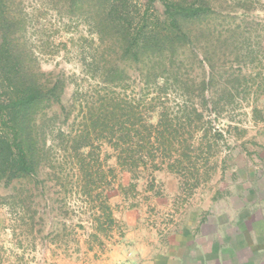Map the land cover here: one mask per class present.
I'll list each match as a JSON object with an SVG mask.
<instances>
[{
	"label": "rangeland",
	"instance_id": "374dc122",
	"mask_svg": "<svg viewBox=\"0 0 264 264\" xmlns=\"http://www.w3.org/2000/svg\"><path fill=\"white\" fill-rule=\"evenodd\" d=\"M145 1L129 0L128 5L133 9ZM153 6L160 14L161 3ZM212 6L207 24L214 41L199 36L186 44L182 53L188 60L184 58L179 70L158 75L159 85L169 79L166 94L151 100L155 93L146 90L143 98L138 96L137 72L115 91L136 112L145 104L168 108L175 131L171 141L188 146L184 164L169 169L159 161L160 169L141 167L133 173L118 164L110 144L94 139L104 173L92 185L91 198L78 191L75 166L64 162L59 138L48 139L46 144L54 146L48 151L50 164L33 177L0 180V264H126L141 240L181 234L190 225L195 233H210L218 227V216L236 219L239 206H264V0H212ZM25 7L26 34L39 50L41 70L64 76L65 103L74 99L75 89L82 93L78 100H90L105 87L102 71L95 67L111 57L108 37L97 35L92 14L83 8L58 15L35 0H26ZM205 57L211 59L212 70ZM204 76L213 78L207 93L211 106L216 105L204 109L202 116L183 118L178 108L200 100L198 84ZM184 84L186 93L179 88ZM79 109L77 104L67 122L60 118L63 126L81 128ZM178 146L163 158H176ZM161 156L159 150L156 157ZM97 196L106 197L114 224L92 238Z\"/></svg>",
	"mask_w": 264,
	"mask_h": 264
},
{
	"label": "trees",
	"instance_id": "16d2710c",
	"mask_svg": "<svg viewBox=\"0 0 264 264\" xmlns=\"http://www.w3.org/2000/svg\"><path fill=\"white\" fill-rule=\"evenodd\" d=\"M35 1L58 15L86 8L93 16L97 35L108 37L107 50L111 57L102 67H95L96 71H102L100 77L105 87L84 101L77 99L82 93L75 89L74 99L65 103L64 76L41 70L39 50H35L30 36L27 37L26 0H0V180L9 183L35 176L42 165L50 164L48 151L54 146L47 145L46 141L54 142L58 138L64 162L75 166L78 191L91 198L92 187L104 173L97 161L95 149L99 147L95 140L103 139L110 144L117 153L118 164L133 173L141 167L148 170L149 166L152 172L163 163L169 165V169L176 165L181 167L188 147L183 142L175 144L180 149L175 151L176 158H163L171 157V148L175 147L171 141L175 131L168 108L161 105L156 110L145 104L148 106L136 112L137 108L130 103L120 102L115 91L117 85L137 72L134 88L138 96L143 98L146 90L155 93L151 100L166 94L171 87L169 79L165 77L159 85L158 75L179 70L184 58L188 60L182 53L186 44H192L199 36L214 41L207 24L213 11L212 0H146L133 9L128 5L129 0ZM155 1L161 3L160 14L153 10ZM202 23L204 26L200 25ZM107 50L101 53L107 56ZM205 59L212 70L211 59ZM212 84L213 78L204 76L198 84L200 100L193 106L184 103L178 113L183 118L194 114L202 116L204 109L211 106L207 92ZM179 88L185 93L188 91L185 84ZM77 104L81 128L72 124L63 126L60 118L67 122ZM213 105L216 102L211 107ZM153 115L157 117L156 122L150 119ZM56 123L59 125L54 134ZM133 138L137 140L135 144ZM159 150L160 159L156 157ZM61 184L64 187V183ZM98 196L93 200V206H97L93 213L99 214L93 224L95 231L90 234L92 238H97L98 230H107L114 224L106 197Z\"/></svg>",
	"mask_w": 264,
	"mask_h": 264
},
{
	"label": "crops",
	"instance_id": "0c3cea01",
	"mask_svg": "<svg viewBox=\"0 0 264 264\" xmlns=\"http://www.w3.org/2000/svg\"><path fill=\"white\" fill-rule=\"evenodd\" d=\"M238 210L236 219L218 216L212 233L190 225L181 234L141 240L126 264H264V206Z\"/></svg>",
	"mask_w": 264,
	"mask_h": 264
}]
</instances>
